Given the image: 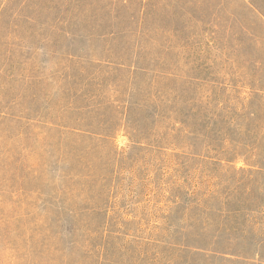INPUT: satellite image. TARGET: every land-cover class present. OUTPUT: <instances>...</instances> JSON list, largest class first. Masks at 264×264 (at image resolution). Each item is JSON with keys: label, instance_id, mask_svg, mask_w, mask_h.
Masks as SVG:
<instances>
[{"label": "trees", "instance_id": "16d2710c", "mask_svg": "<svg viewBox=\"0 0 264 264\" xmlns=\"http://www.w3.org/2000/svg\"><path fill=\"white\" fill-rule=\"evenodd\" d=\"M169 1H86L83 34L72 40L97 42L100 52L71 56L106 68L129 92L121 97L115 91L106 102L113 114L106 118L98 102H50L48 114L20 132L21 179L34 182L25 194L53 201L57 215L54 234L23 227L45 264L262 261L264 74L238 66L231 39L219 34L230 31L222 20L226 12L212 8V0H185V7ZM79 2L84 0L69 1ZM165 5L174 18L168 29L160 22ZM137 84L143 87L139 95ZM120 128L130 140L122 154L113 140ZM30 134L32 145L26 143ZM239 161L243 165L236 167ZM136 166L145 170L151 196L165 202L153 206L154 222L142 243L120 230L128 220L110 214L120 183L134 180L122 172ZM182 253L201 259L180 262Z\"/></svg>", "mask_w": 264, "mask_h": 264}, {"label": "rangeland", "instance_id": "374dc122", "mask_svg": "<svg viewBox=\"0 0 264 264\" xmlns=\"http://www.w3.org/2000/svg\"><path fill=\"white\" fill-rule=\"evenodd\" d=\"M69 1L0 0V264H30L32 260L34 264H45L41 247L24 239L23 227L56 232L54 202L39 196L31 199L25 194L27 187L34 184L23 182L19 169L20 132L25 125H32L37 116L48 114L50 102L59 105L72 98L75 105L104 104L100 114L106 118L113 114L106 102L114 100L116 92L121 97L129 92L124 85L114 83L106 68L76 63L72 58V53L99 54L100 44L73 42L75 36L83 34L84 25L79 23L88 0L78 4ZM184 1L180 0L182 7ZM212 2L216 11L226 12L222 20L230 23V31L219 34L231 39L230 51L239 61L238 66L264 74V16L260 14H264V0ZM160 12V22L168 29L174 18L166 5ZM91 75L98 78L89 82ZM80 89L75 97L73 94ZM135 90L139 95L143 87L137 84ZM33 130L29 126V132ZM113 136L116 150L121 154L127 152L130 140L125 130L120 128ZM26 143H35L34 134L26 138ZM242 165L241 161L235 163L236 167ZM144 172L141 166H136L133 173L122 172V177L133 176L134 180L122 181V190L110 199V214L129 221L120 230L128 234L127 239H138L139 243L154 222L150 217L153 206L165 205L164 200L151 196L152 185L143 180ZM50 174L44 178H50ZM142 180L145 183L140 184ZM259 252L262 261L255 263L264 264V244ZM181 257L180 262L201 259L192 253H182Z\"/></svg>", "mask_w": 264, "mask_h": 264}]
</instances>
